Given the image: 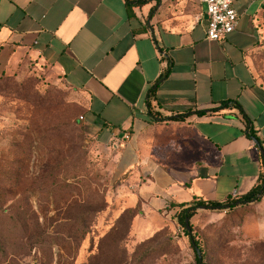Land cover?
Wrapping results in <instances>:
<instances>
[{
  "label": "crops",
  "instance_id": "1",
  "mask_svg": "<svg viewBox=\"0 0 264 264\" xmlns=\"http://www.w3.org/2000/svg\"><path fill=\"white\" fill-rule=\"evenodd\" d=\"M233 8L234 32L209 41L199 0H0V74L56 79L143 210L224 203L264 167V0Z\"/></svg>",
  "mask_w": 264,
  "mask_h": 264
},
{
  "label": "rangeland",
  "instance_id": "2",
  "mask_svg": "<svg viewBox=\"0 0 264 264\" xmlns=\"http://www.w3.org/2000/svg\"><path fill=\"white\" fill-rule=\"evenodd\" d=\"M254 70L264 85V48ZM80 115L43 68L0 74V264H197L191 238L201 264H264V198L234 211L198 209L188 236L178 207L143 210L112 149ZM95 207L102 211L77 239L75 219Z\"/></svg>",
  "mask_w": 264,
  "mask_h": 264
},
{
  "label": "trees",
  "instance_id": "3",
  "mask_svg": "<svg viewBox=\"0 0 264 264\" xmlns=\"http://www.w3.org/2000/svg\"><path fill=\"white\" fill-rule=\"evenodd\" d=\"M145 1L146 0H134V1L126 0V3L128 5H130V4L141 5ZM167 73H168V70L164 76H166ZM5 81H7V80L5 79ZM25 95H26V98H29L28 92ZM31 98L35 99V100H39V96H32ZM41 102H43V101H41ZM70 103L73 104L72 102H70ZM73 105L76 106L75 104H73ZM235 106L238 107V104L232 103V102H224V103H222V105L220 107H218L217 109H214L212 112L219 111V109H224L227 107H235ZM205 113L206 112H199V114H205ZM80 117L83 119V113H82V115H80L78 117V120H82V119H80ZM76 121H77V119L75 120V122ZM253 136H254V140H256V142H257L258 138L255 135H253ZM77 177L78 176L73 177L72 175L71 176L70 175H64L63 180L65 182H69V181L75 182L74 180H76L77 181L76 183L79 184L82 181L77 179ZM70 178H71V180H70ZM263 198H264V167H262V170L259 174V177H258L256 184L246 194L240 195V196H237L234 198H229L224 203H218L216 201H204L202 199H193L189 203L181 204L178 206L179 211L177 212L176 217H177L178 224L182 226L184 233L186 235L190 236V233L187 232L186 227H185V220L191 218L193 216V214L198 209H200L201 207H204V210H212V211H234V210H238L242 207H247L249 205L258 204L261 202V200ZM96 208L97 207H95V209H94V211H92V213L91 212L82 213L75 219V223L77 224L78 228L81 230V232L77 234V239L85 236V234L88 232L87 228L91 222V219L94 217V215L97 212L102 211V209H96ZM17 226H20V225L17 224L16 227ZM35 226H38V223ZM40 234H41V230L35 227L34 231H33V235H32V240H33L32 242L37 243L38 241H40ZM191 244H192L193 248H194V246L197 248V249L194 248L196 251L195 260L197 261V264H201V261L199 260L198 254H203V253H201V251L199 249V244L196 241H194L192 238H191Z\"/></svg>",
  "mask_w": 264,
  "mask_h": 264
},
{
  "label": "built area",
  "instance_id": "4",
  "mask_svg": "<svg viewBox=\"0 0 264 264\" xmlns=\"http://www.w3.org/2000/svg\"><path fill=\"white\" fill-rule=\"evenodd\" d=\"M235 0H199L206 16L205 35L209 41H221L236 29L238 15L233 8ZM80 119H82L80 117ZM125 135L124 139H128Z\"/></svg>",
  "mask_w": 264,
  "mask_h": 264
},
{
  "label": "water",
  "instance_id": "5",
  "mask_svg": "<svg viewBox=\"0 0 264 264\" xmlns=\"http://www.w3.org/2000/svg\"><path fill=\"white\" fill-rule=\"evenodd\" d=\"M200 209L204 210V207H201ZM185 227H186V230L188 233H191V229L189 227V224H188V219L185 220ZM195 249H197L195 246H194ZM200 254H198L199 256ZM200 257V256H199Z\"/></svg>",
  "mask_w": 264,
  "mask_h": 264
}]
</instances>
